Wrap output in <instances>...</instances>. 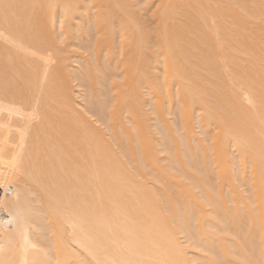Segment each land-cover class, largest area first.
I'll return each instance as SVG.
<instances>
[{
    "label": "bare ground",
    "instance_id": "obj_1",
    "mask_svg": "<svg viewBox=\"0 0 264 264\" xmlns=\"http://www.w3.org/2000/svg\"><path fill=\"white\" fill-rule=\"evenodd\" d=\"M0 264H264V0H0Z\"/></svg>",
    "mask_w": 264,
    "mask_h": 264
},
{
    "label": "rangeland",
    "instance_id": "obj_2",
    "mask_svg": "<svg viewBox=\"0 0 264 264\" xmlns=\"http://www.w3.org/2000/svg\"><path fill=\"white\" fill-rule=\"evenodd\" d=\"M149 108L151 109V106H150V105L148 106V109H149ZM175 110H177L176 107H175ZM170 112H171V111H170ZM174 112H175V111L173 110V112H172L171 115H169V116H170V117H173V116L176 114V113L174 114ZM176 115H178V111H177V114H176ZM176 115H175V116H176ZM153 117H154V116H153ZM170 117H169V118H170ZM173 118H174V117H173ZM175 118H176L177 121L175 120ZM175 118L173 119V120H174V124H175V123H176V124L179 123V122H178V121H179V117H178V119H177V117H175ZM171 119H172V118H171ZM153 123H154V122H153ZM156 123H157V122H155V124H156Z\"/></svg>",
    "mask_w": 264,
    "mask_h": 264
}]
</instances>
